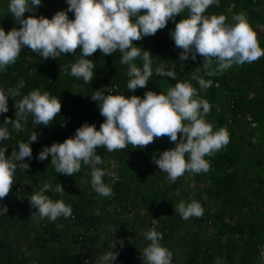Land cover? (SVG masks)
Returning a JSON list of instances; mask_svg holds the SVG:
<instances>
[{
	"label": "clouds",
	"instance_id": "9594fccd",
	"mask_svg": "<svg viewBox=\"0 0 264 264\" xmlns=\"http://www.w3.org/2000/svg\"><path fill=\"white\" fill-rule=\"evenodd\" d=\"M42 2L8 0V10L20 26L8 31L0 27V71L15 63L26 46L44 59L57 58L61 53H73L79 46V58L63 70L87 83L92 81L95 74V63L88 57L97 49L102 54L119 50L120 63L128 65L127 89L134 91L146 86L153 73L150 50L138 46L134 41L154 35L169 20L175 21L169 35L180 49L179 60L186 61L189 57L196 60L200 55L203 58L201 65L208 75L226 70L234 63L252 62L264 55V48L260 46L256 32L244 13H236L233 17L235 23L231 24L225 23L223 14H205L213 0H65L67 7L55 11L51 18L42 14L24 15L25 12L35 13ZM185 9L188 15L176 21V15ZM136 57L142 59L140 66L134 62ZM213 57L217 63L215 68H210ZM155 72L161 76H176L174 65L167 69L157 65ZM197 72L199 68L192 73L193 79L198 81L201 89H206L212 81L197 75ZM24 83L20 79L14 87L7 90L0 88V114L8 112L9 97L14 98L15 108L14 119L4 116L3 122H0L3 125L0 126V140L9 137L8 124L21 130L31 116L33 124L48 126L60 113V98L39 88L15 100ZM100 89H95L90 95L105 118L99 128L95 123L85 121L62 142L44 145L35 159L43 161L51 155L50 163L56 173L69 175L78 172L82 162L90 165L91 187L102 196H111L113 189L103 180L106 169L97 167L102 163V157L96 152L97 146L103 145L108 151H113L131 144L142 149L155 137L167 135L175 144L160 151L154 163L167 174L170 182H174L186 170L206 172L210 164L205 155H211L229 141L225 128L214 131L213 125L205 119L204 114L209 112L210 104L196 95L197 89L189 81L176 80L166 92L157 93L148 89L143 97L106 93ZM37 139L38 133L33 130L26 140L18 141V150L13 148L10 155L6 156L5 150H0V198L9 193L17 167L23 171L31 167V142ZM51 187L45 183L28 197L30 206L35 209L31 213L34 219L47 217L55 220L72 214L70 204L46 194ZM54 191L61 193L65 189L57 183ZM174 209L182 219L200 216L204 211L201 203L195 199L180 200L175 203ZM7 211L6 205L0 206V214ZM144 237L149 243L140 250L143 264H172L173 253L161 243L162 232L150 227L144 231ZM116 245L103 252L96 264H114L119 255V250L113 251ZM215 264H222V258L217 257Z\"/></svg>",
	"mask_w": 264,
	"mask_h": 264
},
{
	"label": "trees",
	"instance_id": "16d2710c",
	"mask_svg": "<svg viewBox=\"0 0 264 264\" xmlns=\"http://www.w3.org/2000/svg\"><path fill=\"white\" fill-rule=\"evenodd\" d=\"M2 1L8 0H0V2ZM66 7L65 0H43L35 13L25 12L24 15L39 16L42 14L51 18L55 11ZM241 12L247 16L251 28L256 32L260 46L264 48V29L260 28V26L264 27V0H213V3L205 10V14L208 15L223 14L226 17L225 23H230L234 15ZM11 15V13L0 15V27H3L5 31L14 26H20ZM187 15L188 11L185 9L176 15V21ZM69 17L72 18L71 12H69ZM174 26L175 21L169 20L168 24L164 28L158 29L154 35L144 36L134 43L149 49L152 54L153 73L149 77V84L151 90L157 93L166 92L169 87L175 84L176 80H180L189 81L197 89L196 95L202 98L201 87L198 81L192 77V73L197 68H199L197 75L212 81L208 95L210 108L215 112L214 122L216 126L223 127L228 131L229 141L227 145L209 155L210 167L206 172L193 173L188 170L185 172L197 179H205L209 183L207 194L212 196L218 205L217 211L213 215L216 234L220 238H224L221 248L226 252L229 263L258 264V246L262 243L264 219L261 220L262 212L258 213L255 209L247 215L243 213L245 197L241 190L242 185H240L239 176L234 172L240 162L242 146L239 142V136L235 135L234 125L238 121L234 118L241 114L245 117L246 115L251 117L253 121H262L264 91L257 90L255 80L259 81L264 77V55L252 62L237 64L236 73L229 72L218 82L215 76L218 72L208 75L201 65L203 58L200 55L197 56L196 60H192L190 57L186 61L179 60L180 49L174 45V41L169 35V29ZM80 54L78 46L73 53H61L57 58L44 59L26 46L21 50V54L15 63L7 65L5 70L0 71V88L5 90L14 87L20 79L24 80L25 83L20 89V94L15 97L17 101L34 88H39L42 92L48 91L61 100L60 113L55 115L48 126L33 124L32 117L29 116L26 123L21 121V123H25L21 130H16L11 124H8L7 128L10 135L7 139L0 140V150L3 148L12 150L18 148V141L26 140L33 130L38 133L37 141L31 142L33 155V159L29 161L31 167L24 171L17 167L9 193L0 198V206L6 205L8 208L7 213L0 214V264H28L29 257L20 258L18 255L20 247L25 243L29 248L31 245L36 248L38 264H96L98 257L111 245L121 243L124 245V250L119 251L114 264H143V259L138 258L140 253L135 241L129 242L120 239L122 236L120 234L114 241L107 240L97 247L98 237L93 231L94 226L100 221L99 217L85 213L79 202L73 200L68 202L64 194L65 191L77 185L79 172L72 175L56 173L54 166L50 163L51 155L43 161L35 159L44 145H50L54 141L62 142L65 138L73 135L75 129L85 121L95 123L99 128L100 123L105 118L100 117L99 108L90 98V95L101 85L106 86L104 92L109 93L111 89L113 94L140 95L143 97L147 90L145 86L138 87L134 91L127 89L128 65L120 63L121 53L119 50L111 54H102L97 49L88 57L95 63V74L90 82L86 83L82 78L64 72V67L75 62ZM214 60H216L215 57L211 58L210 68H215ZM134 62L140 66L142 64L141 57H136ZM157 65L165 69L174 65L175 78L157 74L155 72ZM214 83H217L220 88L224 87L225 92L229 93L228 98L225 99L224 112L218 111L212 106L214 93L219 91ZM113 87L117 89L114 90ZM249 91L254 92V97H247ZM65 100H67V109L63 111ZM13 105L14 98L9 97V110L0 114V122H3L4 116L15 118ZM204 116L206 119L205 114ZM229 119L231 120L230 123ZM168 143L175 144L167 135H162L155 137L142 149L131 144L113 151H108L103 145L96 148V152L102 157V161L104 160L106 163L107 160H111L118 165L115 180L110 185L113 189V199L123 202L130 218L139 221V227L145 226L146 222L151 223L154 219L157 223L154 228L163 233L161 243L170 241L174 230L177 228V220L173 215L175 211L171 201L172 194L179 185L180 176L174 182H170L167 174L160 171L154 163L155 158L152 155L153 151L161 149ZM248 144L252 146L250 141ZM5 154L6 156L9 155L8 151H5ZM24 159L28 160L27 157ZM136 161L141 164V169L136 173L137 176L131 171L128 177L126 166L134 169L133 165ZM45 183L52 186L46 190L47 195L53 199H62L72 206L73 214L70 216L77 231L73 234L70 245L63 242L62 244L59 243L62 240V233L55 223H47L41 230H37L34 226L36 219L31 216V213L35 209L30 206L28 197ZM57 183L64 187V192L57 193L54 191ZM129 193L139 195L138 199H133L136 201L135 204L124 199L128 197ZM137 206L142 210L141 215L132 209V207ZM113 221L115 222V220ZM117 225L120 226L121 232L130 233L132 240L138 238L142 242L137 229L126 228L127 224L123 220H119ZM14 228H17L16 232ZM236 234H241L239 238L246 239V243L241 245L244 251L240 252L237 261L235 257L239 246L237 244L238 239L235 237ZM198 240L186 239L188 260H191L192 257V252L189 251L191 245L195 246L194 252L196 254L200 253V247H197L199 246ZM117 245L113 251H117ZM140 245L142 248L146 246L144 243ZM188 245L190 246L187 247ZM188 260L185 264H191Z\"/></svg>",
	"mask_w": 264,
	"mask_h": 264
},
{
	"label": "rangeland",
	"instance_id": "374dc122",
	"mask_svg": "<svg viewBox=\"0 0 264 264\" xmlns=\"http://www.w3.org/2000/svg\"><path fill=\"white\" fill-rule=\"evenodd\" d=\"M2 13H10L8 10V1L0 2V15ZM12 21V18L10 19ZM235 23L234 19L230 21L229 24ZM261 29H264L263 26H260ZM215 64L216 60L213 61ZM229 72L236 73L237 72V63L231 65L228 69L223 71H218L216 73V79L219 82L223 76H227ZM257 90L264 91V77L261 80H255ZM212 85V83H211ZM201 89L202 98L206 99L209 102V88ZM215 87L219 89L216 93H214V100L212 102L213 108L218 111H223L225 109V99L228 98L229 93L225 92V88H220L217 83H214ZM146 89H151V85L149 81L146 84ZM101 91H105V87L103 85L100 86ZM254 92H248V98L254 97ZM97 105V102L94 101ZM67 109V100L64 101L63 111ZM206 120L213 125V130L219 129L214 122L215 112L210 108L209 112L205 114ZM101 118H104L100 114ZM243 115H238L234 118L237 119L238 123L234 125L235 135L239 136V142L242 146V155L240 158L239 165L234 172L239 176L240 185H242L241 190L244 193L245 201V209L243 211L244 215L252 212L253 209L257 210L258 213L262 212L261 220L264 219V109L261 114L262 121H253L251 117ZM229 119V123H230ZM187 123V121H184ZM251 142L252 146L248 144ZM174 143H168L164 147L159 150L153 151L152 157H158L159 152L163 151L167 148L173 147ZM18 150V148L16 147ZM3 150L8 151L10 155L12 150L3 148ZM216 152V151H215ZM214 152V153H215ZM185 158L187 159V153L185 154ZM205 159L209 161V155H205ZM134 169L126 166V172L128 173V177L133 171L135 174L140 171L141 164L139 162H134ZM97 167H102L106 169V174L103 177V180L106 184H113L115 180L116 172L118 171V165L111 160H107L106 163L103 160L101 164L97 165ZM233 171V169H232ZM79 172L78 183L75 187L71 188L64 192L65 198H67L68 202L71 200L79 202L83 211L87 214L98 216L100 221L98 224L94 226V231L97 234L98 242L97 247H99L102 243L107 240L111 242L114 241L119 234L122 235L120 239H125V241H135V245L138 248V258H142L141 251L143 248L141 247V243L147 245L149 242L144 237V231L150 227H154L157 225L155 220L151 223L146 222L145 226L139 227V221L133 218H130L129 212L127 211V207L123 206V202L116 201L113 199V194L111 196H102L97 193L91 187V166L86 164H81V168ZM137 176V174H136ZM167 180V179H166ZM168 181V180H167ZM209 183L205 179H197L195 176L184 172L179 177V185L176 191L172 194V207L174 208L175 203L180 200L189 201L191 199H195L199 201L204 209L203 214L200 216H191L188 219H182L178 212L174 209L175 218L177 220L176 225L177 228L174 230L172 234V239L167 241V243H162L168 249H170L173 253L172 264H185L187 262V248L185 245L186 239H199V243L197 247H200V253L196 254L194 252L195 246H190V250L192 252L191 264H215V259L217 257L222 258V264H230L226 257V252L221 248V244L224 241V238H220L216 234L215 224H214V213L217 211V201L212 198V196L207 194ZM253 191V195H252ZM139 195L136 193H129L128 197L124 198L127 202H134L133 199H138ZM256 203V204H255ZM132 209L135 213H139L141 215L142 210L140 208L135 207ZM73 214V212H72ZM71 214V215H72ZM256 219L258 217H255ZM115 220V222L113 221ZM119 220H123L126 223V228L128 229H137L138 236L140 239L135 238L132 240L130 233H123L121 229L119 230ZM117 221V223H116ZM47 223H55L58 230L62 233V240L59 243H65L66 245L71 244V239L73 234L77 231L74 222L72 221V217H57L55 220H50L47 217L37 218L34 222V226L37 230H41L44 228V225ZM148 223V224H147ZM16 227V226H15ZM19 229V228H18ZM14 231H17V228H14ZM241 234H236V238L238 239L237 244L239 246L238 252L236 253V261L239 257L242 249V244L246 243V239L239 238ZM1 236V234H0ZM29 244V243H28ZM221 249V250H220ZM259 249V263L264 264V223H263V236L262 243L258 246ZM36 248L31 245L29 248L25 243L23 244L18 252L20 258L29 257L28 264H38L36 259L37 252ZM220 251V252H219ZM209 257V258H208Z\"/></svg>",
	"mask_w": 264,
	"mask_h": 264
},
{
	"label": "built area",
	"instance_id": "2783aa9c",
	"mask_svg": "<svg viewBox=\"0 0 264 264\" xmlns=\"http://www.w3.org/2000/svg\"><path fill=\"white\" fill-rule=\"evenodd\" d=\"M113 89L116 90L117 88L116 87H113ZM111 92H112V90L110 89L109 90V93H111ZM117 250H119V251L124 250V245H122V244L117 245Z\"/></svg>",
	"mask_w": 264,
	"mask_h": 264
}]
</instances>
